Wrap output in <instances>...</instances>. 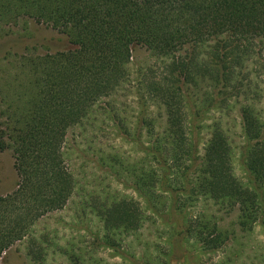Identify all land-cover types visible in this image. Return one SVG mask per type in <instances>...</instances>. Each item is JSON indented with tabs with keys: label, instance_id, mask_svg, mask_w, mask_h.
<instances>
[{
	"label": "trees",
	"instance_id": "1",
	"mask_svg": "<svg viewBox=\"0 0 264 264\" xmlns=\"http://www.w3.org/2000/svg\"><path fill=\"white\" fill-rule=\"evenodd\" d=\"M29 19L65 34L73 47L22 55L16 79L23 80L2 110L0 150L12 151L18 183L0 196V264L24 239L34 264H48L46 239L40 242L33 227L76 193L64 148L68 131L83 124L113 121L140 145L133 161L117 153L101 163L156 213L168 203L181 242L216 251L233 236L215 214L189 216L202 199L236 211L242 230L264 226V0H0V36ZM136 47L164 60L159 78L154 66L135 78L129 64ZM128 95L139 107L133 123L127 107L116 105ZM233 110L249 183L234 173V148L220 120L207 125L210 137L199 152L202 120ZM89 196L104 229L91 232L95 245L116 248L117 235L143 226L138 199L119 190ZM81 248L73 237L65 248L71 262L100 263Z\"/></svg>",
	"mask_w": 264,
	"mask_h": 264
},
{
	"label": "rangeland",
	"instance_id": "2",
	"mask_svg": "<svg viewBox=\"0 0 264 264\" xmlns=\"http://www.w3.org/2000/svg\"><path fill=\"white\" fill-rule=\"evenodd\" d=\"M72 47L65 34L34 19H29L24 26L21 24L14 27L12 33L0 36V123L2 110L7 107L6 103L13 95L15 86L23 80L20 77L16 79L17 72H20V57L67 51ZM259 59L263 62V55ZM162 62L164 60L158 54L144 47H136L129 67L137 78L141 75H137V71L154 66V75L159 78L164 73ZM21 77L24 78L23 75ZM116 105L119 108L126 106L125 115L129 123L135 121L139 107L133 95L118 97ZM215 120H220L233 145L235 175L243 183H249L240 160V146L244 137L241 119L236 110L229 113L213 112L202 120L198 130L199 152L203 153L210 137L211 128L207 125ZM147 141L145 138V143ZM139 148L137 142L120 134L113 121L109 125L98 122L94 125H78L68 131L64 150L77 183L76 193L64 208L47 213L33 227V234L40 242L41 237L46 239L44 246L48 252V264H74L69 258L71 251L65 250L73 237L78 240L81 251L86 250L88 256L94 255L100 260L99 264H264V226L257 223L251 231L242 230L237 224L236 211L218 210L219 207L210 200L202 199L196 207L190 208L189 216H196L198 213L215 214L220 226L233 235L228 244L210 251L194 239L182 242L178 240L168 203H165L166 207L163 206L160 213H156L149 208L145 198L133 188L118 182L101 163V159L107 160L110 155L117 153L124 159L133 161L141 154ZM17 183L18 175L12 151L0 150V196L12 192ZM115 190L142 203L145 221L138 231L129 235H117L120 244L116 248L95 245L91 232L93 235L103 234L104 229L98 212L89 205V193L96 191L103 194L105 191ZM30 247L29 239L16 242L2 264H34L32 257L28 256Z\"/></svg>",
	"mask_w": 264,
	"mask_h": 264
}]
</instances>
